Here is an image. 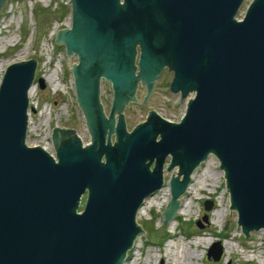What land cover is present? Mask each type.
<instances>
[{
	"label": "water",
	"instance_id": "95a60500",
	"mask_svg": "<svg viewBox=\"0 0 264 264\" xmlns=\"http://www.w3.org/2000/svg\"><path fill=\"white\" fill-rule=\"evenodd\" d=\"M242 1L67 0L70 26L55 30L53 40L65 46V66L72 71L90 142L82 146L74 128L65 127L73 124L69 117L51 127L54 155L25 143L36 59L4 67L0 264H119L139 231L147 239L135 221L136 209L160 186L166 153L171 157L165 169H177L168 181L170 198L159 211L162 223L176 214L191 170L211 154L223 171L229 217L233 208L245 237L248 230H264V0H250L237 18ZM5 2L0 0V10ZM72 53L77 61L69 66ZM162 64L173 70L171 91L179 90L180 98L190 91L179 121L149 109L144 121L125 131V102L142 104L133 95L136 80L145 83V101ZM99 76L112 87L107 118L98 101ZM37 82L41 87L44 78ZM212 205L211 198L203 199L197 227L209 222ZM231 225L225 217L222 230ZM222 252L216 239L205 257L217 261Z\"/></svg>",
	"mask_w": 264,
	"mask_h": 264
},
{
	"label": "rangeland",
	"instance_id": "374dc122",
	"mask_svg": "<svg viewBox=\"0 0 264 264\" xmlns=\"http://www.w3.org/2000/svg\"><path fill=\"white\" fill-rule=\"evenodd\" d=\"M249 1H242L237 18L242 16ZM63 10L65 13L61 17ZM69 22L70 5H67V0H6L0 10V77L8 63L33 57L37 63L36 72L49 78L46 80L48 90L60 91L63 97L61 104L50 109L48 103H43V116H29V130L25 136L26 144L32 145L37 141L53 155L49 126L61 122L69 107L77 116L79 135H86L81 112L74 100L72 78L65 66L63 47L53 40L55 30L68 26ZM70 58L69 65L74 61L73 57ZM61 77L63 82L59 81ZM31 88L33 95L28 97L33 104L38 101L37 97L48 92L37 89L35 85ZM185 103L186 97L179 99L176 94L164 96L156 93L142 111L154 107L176 120L183 113ZM217 165V159L210 154L196 167L184 192L178 196L176 214L164 223L159 211L170 198L169 185L165 183L145 199L144 211L136 212L135 221L146 231L147 239L139 231L119 264H264V230H248L249 236L245 237L236 223L233 208L229 217L228 192L225 191L223 171ZM205 198H211L213 205L207 211L209 222L199 228L194 221L205 212L202 206ZM225 217L232 225L223 231ZM216 239L221 240L223 252L221 258L214 261L205 257V251Z\"/></svg>",
	"mask_w": 264,
	"mask_h": 264
},
{
	"label": "flooded vegetation",
	"instance_id": "af4514ba",
	"mask_svg": "<svg viewBox=\"0 0 264 264\" xmlns=\"http://www.w3.org/2000/svg\"><path fill=\"white\" fill-rule=\"evenodd\" d=\"M68 26H70V22H69ZM61 45L63 47L64 54H65V46L63 44H61ZM139 50H140L139 49V44L136 43L135 44V56H134V62H133V64L135 65V68H134V73L135 74H137V72H138V64H136V63H137L138 58H139ZM70 57H73V53L69 55V58ZM74 61L75 62L77 61V56L74 57ZM68 74H70V76L72 78V86H73L74 84H73L72 71L68 70ZM39 76H42V75L37 73L36 70H35L34 79H33L32 85L37 86V89H39L41 91H48V92L42 94L40 97H37V98H39L38 101H37L39 103L35 102L33 104L32 102L29 101V105L33 104L32 106H33L34 110L33 111L27 110V111H28V113L30 115L43 116L44 109H41V105L43 103H48L49 104V109H50L54 105L61 104V102H63V97H61L60 91L53 90V91L50 92L48 90V84L46 82L47 79L44 76H42L44 78V83L40 87L38 82H37V78ZM172 78H173V70L172 69H168V71H167V65L166 64H162L158 76L153 78V86L151 87V89H150L145 101L142 100L143 95L146 92L145 83H143L141 85L140 81L136 80V86H135L133 95H134L135 99L140 101L142 104L138 103L135 100H127L125 102L123 108L121 109L125 131L130 132L131 129L134 127V125L136 123L144 121L145 117H146V114H147V110H149V109L154 110L161 118H163L165 120H169V121H173V122L179 121L181 116L179 118H177L176 120H172L169 117H167L166 113H164V112H162L160 110H156L154 107H148V108L144 109V111H142L144 106L146 105V103L151 101L152 98L156 95V93L162 94L164 96L166 94H169V95L170 94H176L179 99H183V98L187 97V95H190V91H189L188 94H186V95H184V97L182 96L180 98L179 90H176L175 92L171 91L169 89V84H170ZM59 81L63 82V77H61V79H59ZM73 91H74V87H73ZM112 97H113V93H112L111 82L109 80L105 79L103 76H99V80H98V101L101 104L102 113H103V115H105L106 118H107V114L110 111ZM74 100H75V103H76L75 94H74ZM76 105H77V103H76ZM77 107H78L79 111L81 112V116L83 118L84 130H85V134H86L85 137H81L79 135L80 128H79V126L77 124V122H78L77 121V116H76V114H74L73 110L69 107L68 111L66 112V114L63 117V120L61 122L52 123V125L49 126V141H50V146L53 149V151H54V147H53L52 140H51V137H50L51 127L52 126H58V125L62 124L63 121L66 120L69 117H71L73 119V124L70 125V126H65V127L74 128L75 134L79 136L82 146H84L85 144L90 142V135H89V132H88V130L86 128L85 117L83 115V112H82L81 108L78 105H77ZM49 109H48V112L50 113ZM160 109H162V108H160ZM137 115L140 116V118H138ZM134 118H136L135 121H132V119H134ZM115 124H116V114H114L113 126H115ZM114 133L115 132L113 131L112 133L109 134V141H110L111 145L113 144V141H114ZM106 136H107V133L105 132L104 133V143L106 142ZM158 138H159V134L156 133L154 139L157 140ZM54 153H55V151H54ZM170 157H171V155L169 153H166L163 156V159L161 161V171H160L161 175H162V182H161L159 187H157L155 190H153L152 192L148 193L147 195H145L143 197V201H142L141 205H144L145 199L148 196H150L153 193H155L157 190H159L163 185H165V183L169 185L168 181H169L172 169L173 170L177 169V166L169 167L168 171H167V169H165L166 166H168V163L170 161ZM102 159H103V153L101 154V160ZM205 160L201 161L200 163L204 162ZM147 161H149V157H146L144 159V163H146ZM153 163H154V157H152V159L148 163V169H150V170L152 169ZM200 163L198 165H196L191 170L190 175L196 169V167H198L200 165ZM190 175H189V181H190ZM178 178H181V174H179ZM188 183H187V185H188ZM186 186H185V188H186ZM85 198H86V190H84V192L79 196V203L76 206V211L77 212H80L83 209ZM141 205H139L138 208ZM138 208L136 209V212H137Z\"/></svg>",
	"mask_w": 264,
	"mask_h": 264
},
{
	"label": "bare ground",
	"instance_id": "6f19581e",
	"mask_svg": "<svg viewBox=\"0 0 264 264\" xmlns=\"http://www.w3.org/2000/svg\"><path fill=\"white\" fill-rule=\"evenodd\" d=\"M71 59V58H70ZM50 77V76H49ZM47 80L49 79V78H46ZM33 93V89L30 87L29 88V90H28V95H31ZM33 95V94H32ZM33 105V104H32ZM30 111V110H29ZM29 113H28V111H27V115H28ZM29 128V127H28ZM29 130V129H28ZM45 149V148H44ZM166 200V199H165ZM159 204V203H158ZM144 211V205H141L139 208H138V210H137V214L138 213H142ZM193 243H197V241H193ZM223 244H224V246L226 245V240H224L223 241ZM229 246V245H228Z\"/></svg>",
	"mask_w": 264,
	"mask_h": 264
},
{
	"label": "built area",
	"instance_id": "2783aa9c",
	"mask_svg": "<svg viewBox=\"0 0 264 264\" xmlns=\"http://www.w3.org/2000/svg\"><path fill=\"white\" fill-rule=\"evenodd\" d=\"M29 116H30V114H28V117H27V118H28V119H27V121H28V122H27L28 125H29ZM33 144H39V143L36 141V142H34ZM40 145L43 146L42 144H40ZM43 147H44V146H43Z\"/></svg>",
	"mask_w": 264,
	"mask_h": 264
},
{
	"label": "trees",
	"instance_id": "16d2710c",
	"mask_svg": "<svg viewBox=\"0 0 264 264\" xmlns=\"http://www.w3.org/2000/svg\"><path fill=\"white\" fill-rule=\"evenodd\" d=\"M65 13V11L63 10L62 13L60 14V16L62 17V15Z\"/></svg>",
	"mask_w": 264,
	"mask_h": 264
}]
</instances>
